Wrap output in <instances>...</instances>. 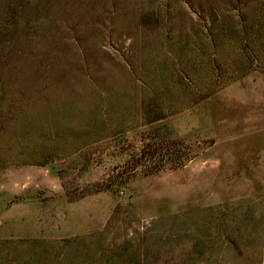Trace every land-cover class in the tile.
<instances>
[{
  "label": "rangeland",
  "instance_id": "374dc122",
  "mask_svg": "<svg viewBox=\"0 0 264 264\" xmlns=\"http://www.w3.org/2000/svg\"><path fill=\"white\" fill-rule=\"evenodd\" d=\"M0 264H264V0H0Z\"/></svg>",
  "mask_w": 264,
  "mask_h": 264
}]
</instances>
